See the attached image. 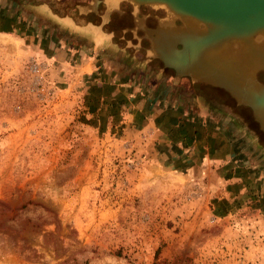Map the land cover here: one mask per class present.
<instances>
[{
  "label": "rangeland",
  "instance_id": "rangeland-1",
  "mask_svg": "<svg viewBox=\"0 0 264 264\" xmlns=\"http://www.w3.org/2000/svg\"><path fill=\"white\" fill-rule=\"evenodd\" d=\"M114 57L134 79L121 87L128 100L164 90L155 110L176 104L233 126L264 179V155L233 121ZM63 58L23 33H0V264H264L255 187L230 202L216 164L159 125L131 121L130 112L149 110L143 101L91 114L87 91L103 73L87 77L91 65Z\"/></svg>",
  "mask_w": 264,
  "mask_h": 264
},
{
  "label": "water",
  "instance_id": "water-1",
  "mask_svg": "<svg viewBox=\"0 0 264 264\" xmlns=\"http://www.w3.org/2000/svg\"><path fill=\"white\" fill-rule=\"evenodd\" d=\"M41 1L19 0L26 9H32L31 16L47 25L53 24L51 13L34 7ZM95 2L100 5L94 8L96 13L91 17L97 26V43H106L114 34L117 48L114 56H125L131 66L151 69L157 77L165 78L178 98L183 96L190 103L199 101L211 111L221 112L233 121L246 142L253 143L264 155V66L255 70L253 90L246 86L239 90L245 91V99L225 84L207 79V74L217 68L214 58L226 59L240 73L253 69L250 59L254 55L244 46L264 34V0ZM63 11L75 14L71 5H66ZM192 21L195 25L189 28L187 23ZM60 30L76 36L69 28ZM260 56H264V51Z\"/></svg>",
  "mask_w": 264,
  "mask_h": 264
},
{
  "label": "crops",
  "instance_id": "crops-1",
  "mask_svg": "<svg viewBox=\"0 0 264 264\" xmlns=\"http://www.w3.org/2000/svg\"><path fill=\"white\" fill-rule=\"evenodd\" d=\"M39 3L34 7L42 12L51 13L55 21L47 25L45 21L38 20L43 26L37 29L29 20L32 9H26L27 7L22 6L19 0H0V33L8 35L23 33L25 38H30L32 43L39 46L52 60L57 61L64 56L66 57L63 58L64 61L72 63V66L84 69L91 65L92 70H87L83 74L87 77L92 76L91 72L94 74L95 71L100 70L103 76L93 77L94 82L97 83L87 91L86 95L88 100L94 99V93L101 96L99 110L108 102L111 103L110 107L119 106L120 109L131 101H135V104L141 101L147 103L149 110L140 108L130 112L131 121L142 126L145 124L149 126L152 123L159 125L165 136H173L169 138L171 142L191 147L216 164V170L225 183L226 197L231 200L230 202H235L241 197L246 198L247 195L244 194L251 192L254 187L255 192L258 191L262 201L264 200V179L256 177L257 167L250 162L251 157L233 126L230 127L229 124H224L205 112L197 115L176 104L170 103L167 108L155 110L165 101L164 90L156 91L157 95L150 98L135 99L136 96L140 97L143 94L140 91L129 100L127 96L125 97L121 87L134 79L131 75H122L116 70V62L119 60L114 57L117 49L114 34L110 35V40L106 43L101 44L96 41L97 26L91 17L96 13L94 8L100 5H97L95 0H42ZM66 5L73 6L75 14L63 11ZM58 7L60 9H56ZM112 13H116L115 9ZM32 18L37 19L33 16ZM61 28H69L76 36L64 33ZM87 37L92 41L84 39ZM108 47L113 49L109 51L106 49ZM120 100L123 101L122 106Z\"/></svg>",
  "mask_w": 264,
  "mask_h": 264
},
{
  "label": "bare ground",
  "instance_id": "bare-ground-1",
  "mask_svg": "<svg viewBox=\"0 0 264 264\" xmlns=\"http://www.w3.org/2000/svg\"><path fill=\"white\" fill-rule=\"evenodd\" d=\"M252 43L246 44L245 47L251 51V54L257 53L258 57H260V59H256V56H255V59H250L252 61V64L254 65L253 69L249 68V70H246L245 73L237 72L234 69V72H233L234 77L226 73L224 70L222 72L217 71L218 76H216V73L214 72V70H212L210 73L207 74L208 75L207 79L212 80L214 82H221L225 84L230 90H233V92L239 98L245 99L247 97V95L245 94V91L239 92V90L243 89L245 86L247 88H251L248 90H253V88L256 86V83H255L256 80L254 77L255 70L260 66L261 67L264 66V56H260V53L264 51L263 50L264 49L263 47L264 46V34L261 36V41H260V44L262 45L261 48H257L256 45H252ZM256 44H258L257 41H256Z\"/></svg>",
  "mask_w": 264,
  "mask_h": 264
},
{
  "label": "flooded vegetation",
  "instance_id": "flooded-vegetation-1",
  "mask_svg": "<svg viewBox=\"0 0 264 264\" xmlns=\"http://www.w3.org/2000/svg\"><path fill=\"white\" fill-rule=\"evenodd\" d=\"M193 21L192 22H188L187 23V25L189 26V28H191L192 26H193ZM195 25V24H194ZM259 40H257V42H258V44H256V42H253L252 43V45H256V47L257 48H261V44H260V41H261V36H260V38H258ZM245 47V46H244ZM246 48V47H245ZM244 51H245V49H244ZM256 54V53H255ZM255 54H252V55H254L253 57V59H255V56H256V59H260V57H258V55H255ZM229 58V57H228ZM213 62L215 63V65H216V67L217 68H214V72L216 73V76H218L217 75V71H220V72H222L223 70L226 72V73H228V74H230L231 76H233L234 77V66H233V64L232 63H228L227 62V60L226 59H224V60H219V59H217V58H214L213 59ZM228 78V77H227Z\"/></svg>",
  "mask_w": 264,
  "mask_h": 264
},
{
  "label": "trees",
  "instance_id": "trees-1",
  "mask_svg": "<svg viewBox=\"0 0 264 264\" xmlns=\"http://www.w3.org/2000/svg\"><path fill=\"white\" fill-rule=\"evenodd\" d=\"M100 97L101 96L99 94H95V93H94V99L88 100V96L86 97V103L89 108V112L93 115H96V113H98L99 105H100ZM122 102L123 101L120 100V106H122L123 104Z\"/></svg>",
  "mask_w": 264,
  "mask_h": 264
}]
</instances>
